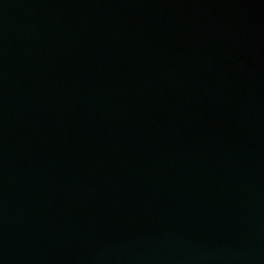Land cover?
Wrapping results in <instances>:
<instances>
[{
	"label": "water",
	"instance_id": "95a60500",
	"mask_svg": "<svg viewBox=\"0 0 264 264\" xmlns=\"http://www.w3.org/2000/svg\"><path fill=\"white\" fill-rule=\"evenodd\" d=\"M0 264H264V0H0Z\"/></svg>",
	"mask_w": 264,
	"mask_h": 264
}]
</instances>
